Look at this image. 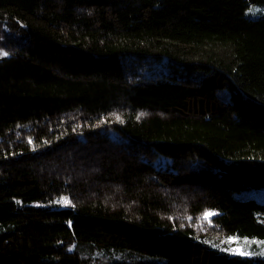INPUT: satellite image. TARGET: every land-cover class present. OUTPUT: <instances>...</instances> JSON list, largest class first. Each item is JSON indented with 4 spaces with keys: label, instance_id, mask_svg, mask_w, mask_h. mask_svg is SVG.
<instances>
[{
    "label": "trees",
    "instance_id": "trees-1",
    "mask_svg": "<svg viewBox=\"0 0 264 264\" xmlns=\"http://www.w3.org/2000/svg\"><path fill=\"white\" fill-rule=\"evenodd\" d=\"M253 5L0 0V264H264L221 247L264 239Z\"/></svg>",
    "mask_w": 264,
    "mask_h": 264
},
{
    "label": "rangeland",
    "instance_id": "rangeland-1",
    "mask_svg": "<svg viewBox=\"0 0 264 264\" xmlns=\"http://www.w3.org/2000/svg\"><path fill=\"white\" fill-rule=\"evenodd\" d=\"M247 16L252 19L263 17L264 7L253 5L247 10ZM2 20L4 23L3 25L0 23V59L16 51L27 53L29 43L28 33L21 28L18 22L11 21L10 25L6 23L5 18L0 17V22ZM8 36L12 39L6 40ZM241 196L243 198H255L258 201L264 202V188L248 189ZM225 241L227 244H222L221 247L231 253L264 257V239L230 236Z\"/></svg>",
    "mask_w": 264,
    "mask_h": 264
}]
</instances>
